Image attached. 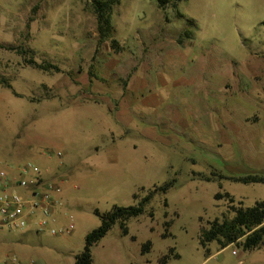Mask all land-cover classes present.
Masks as SVG:
<instances>
[{"label": "rangeland", "instance_id": "1", "mask_svg": "<svg viewBox=\"0 0 264 264\" xmlns=\"http://www.w3.org/2000/svg\"><path fill=\"white\" fill-rule=\"evenodd\" d=\"M111 20L101 41L92 0H0V75L13 86L0 84V143L40 169L52 224L74 225L39 229L37 211L22 229L0 226V264H74L96 209L137 205L167 182L128 234L115 223L93 247L94 264H264V244L201 235L234 216L216 193L264 200V183L220 177L264 174V0H121Z\"/></svg>", "mask_w": 264, "mask_h": 264}, {"label": "trees", "instance_id": "2", "mask_svg": "<svg viewBox=\"0 0 264 264\" xmlns=\"http://www.w3.org/2000/svg\"><path fill=\"white\" fill-rule=\"evenodd\" d=\"M121 0H92L93 9L97 16L98 31L100 40L111 37L114 29L112 25V12L115 6L120 4ZM181 0H158L160 8H165L168 5L177 7ZM192 23V21H191ZM189 30L184 32V37L189 38L191 35ZM180 41H183V37ZM115 42V41H114ZM0 47L1 44H0ZM21 52L25 51L21 49ZM26 63L43 70L55 69L60 71L59 66L50 62H37L34 58L25 60ZM0 84L13 89V86L8 78L0 75ZM16 95L17 93L14 92ZM221 179L227 178L235 182L244 184L249 183H264V174L260 172H252L244 175L220 176ZM207 179H211L210 176ZM172 186V182H167L157 186L152 190L139 204L137 205H115L110 211L101 213L98 209L95 213L101 217V223L98 227L88 232L85 237V247L82 252L75 255L74 264H94L93 247L103 238L115 223H119L123 234H128L127 221L144 212V205L149 201L156 192H167ZM216 199L226 198L230 203V209L234 212L232 218L224 220L215 219L210 222L208 228L202 230V244L206 246L212 241H217L221 248L230 244H236L244 250H253L264 244V200L256 201L252 206H244L242 202L235 203V198L229 192H218L215 194ZM151 216L154 213L150 212ZM168 222H166L167 225ZM152 242L148 240L144 243L142 251H149ZM173 249H171V252ZM169 255H165L161 261L165 263Z\"/></svg>", "mask_w": 264, "mask_h": 264}, {"label": "built area", "instance_id": "3", "mask_svg": "<svg viewBox=\"0 0 264 264\" xmlns=\"http://www.w3.org/2000/svg\"><path fill=\"white\" fill-rule=\"evenodd\" d=\"M2 148L0 143V153ZM29 171L34 173L32 180L26 177ZM49 187L41 178L40 169L31 162L19 167L17 177L10 176L6 170L0 168V226L22 229L30 223L37 211H40L42 217L38 223L39 229H49L53 234L71 232L74 228L73 224L66 226L52 224L58 201L50 193ZM19 188L28 189L31 199L26 200L19 193ZM16 261L13 259V264Z\"/></svg>", "mask_w": 264, "mask_h": 264}, {"label": "crops", "instance_id": "4", "mask_svg": "<svg viewBox=\"0 0 264 264\" xmlns=\"http://www.w3.org/2000/svg\"><path fill=\"white\" fill-rule=\"evenodd\" d=\"M3 94L5 95V93ZM18 156V153L4 148H2L0 153V168L6 170L7 173L12 177H17L19 175V166L22 164V162H19Z\"/></svg>", "mask_w": 264, "mask_h": 264}]
</instances>
